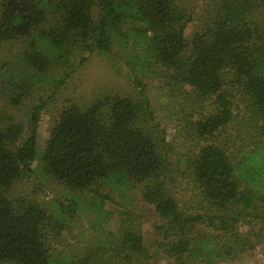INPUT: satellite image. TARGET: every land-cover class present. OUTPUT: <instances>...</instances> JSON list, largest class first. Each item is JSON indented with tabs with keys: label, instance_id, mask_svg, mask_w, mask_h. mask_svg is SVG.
<instances>
[{
	"label": "trees",
	"instance_id": "trees-1",
	"mask_svg": "<svg viewBox=\"0 0 264 264\" xmlns=\"http://www.w3.org/2000/svg\"><path fill=\"white\" fill-rule=\"evenodd\" d=\"M199 14L178 0H0V45L21 44L16 64L30 70L5 79L0 94V264H53L51 243L67 238L74 199L58 215L13 188L37 158L64 189L85 193L102 209L106 186L142 184L153 207L152 244L173 264H215L242 243L239 225L264 237V22L257 0H202ZM195 24L191 38L185 29ZM120 50L133 85L158 78L173 102L186 153L172 147L143 88L134 95L101 93L71 103L38 153L39 99L23 124L16 111L36 82L62 86L91 55L115 60ZM4 66L9 69L10 64ZM13 66V67H14ZM2 69H0L1 71ZM6 94V96H5ZM4 95V97H2ZM6 97V98H5ZM11 112V113H10ZM176 174V177H175ZM184 182V184H183ZM185 185L182 199L176 185ZM118 231L72 264H149L142 217L121 212Z\"/></svg>",
	"mask_w": 264,
	"mask_h": 264
},
{
	"label": "rangeland",
	"instance_id": "rangeland-1",
	"mask_svg": "<svg viewBox=\"0 0 264 264\" xmlns=\"http://www.w3.org/2000/svg\"><path fill=\"white\" fill-rule=\"evenodd\" d=\"M190 10H194L198 15L201 9L202 0H178ZM260 6L261 20L264 22V0H257ZM195 22L187 25L185 34L191 38L195 31ZM21 49V44L4 43L0 45V86L5 79H12L18 74L28 76L30 70L16 63L15 59ZM115 60L107 56L91 55L80 67L73 65V73L62 86L55 83L63 74L60 69L53 80L36 82L35 89L28 100L15 110L17 119L26 124L30 109L38 103L39 99H45L48 106L43 113L38 125V153L39 156L45 149L49 138L50 130L57 121L60 112L66 108L70 102L84 105L101 93H111L120 95H134L142 88L145 91L151 110L157 121L161 124L166 133V140L172 147L171 162L176 168L182 169L178 160L186 153L187 146L179 134L177 117L174 114V106L167 96L162 82L158 78L139 77L144 87L136 88L133 85V76L129 73L128 67L124 63V57L120 55V50L114 47ZM11 65L7 69L4 64ZM14 66V67H13ZM3 86L0 87L2 94ZM5 92V90H3ZM6 96V94H5ZM4 97V95L2 96ZM6 98V97H5ZM1 99V97H0ZM1 104V101H0ZM11 113V112H10ZM176 177V174H175ZM184 184V182H183ZM142 184L136 185L133 189L122 188L121 190L106 186L103 193L108 200L102 209H98L91 204L90 197L85 193H75L64 189L61 185L49 178L44 170L40 159L29 164L28 176L16 184L13 193L16 197L33 198L47 207L50 213L58 215L61 206L74 199L77 202V213L75 218L67 219V223L72 229L69 239L54 240L51 243V256L53 264H72L82 257L88 248L102 244L110 234L118 231L121 212L130 211L142 217L146 224L143 227L144 244L151 251L152 259L149 264H173L160 255L151 246L156 240L151 226L156 222L153 207L142 202ZM185 185H176L175 194L184 203ZM237 239L242 243L224 241L231 248L230 253L222 254L215 258V264H264V237L258 233V226L239 225L237 228ZM195 264H205L202 259H194Z\"/></svg>",
	"mask_w": 264,
	"mask_h": 264
}]
</instances>
